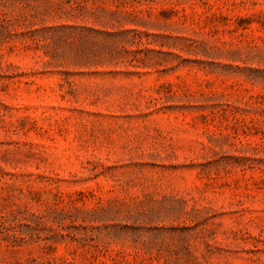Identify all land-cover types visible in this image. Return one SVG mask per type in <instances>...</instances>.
<instances>
[{
  "label": "rangeland",
  "instance_id": "obj_1",
  "mask_svg": "<svg viewBox=\"0 0 264 264\" xmlns=\"http://www.w3.org/2000/svg\"><path fill=\"white\" fill-rule=\"evenodd\" d=\"M0 264H264V0H0Z\"/></svg>",
  "mask_w": 264,
  "mask_h": 264
}]
</instances>
